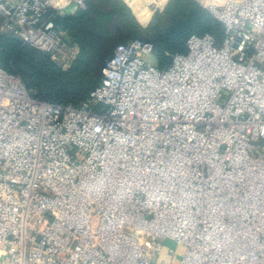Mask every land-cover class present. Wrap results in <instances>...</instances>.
I'll list each match as a JSON object with an SVG mask.
<instances>
[{
    "label": "built area",
    "instance_id": "1",
    "mask_svg": "<svg viewBox=\"0 0 264 264\" xmlns=\"http://www.w3.org/2000/svg\"><path fill=\"white\" fill-rule=\"evenodd\" d=\"M196 1L220 41L191 34L165 68L119 43L79 105L0 65V264H173L166 240L178 264H264V0ZM84 7L0 0V32L53 52Z\"/></svg>",
    "mask_w": 264,
    "mask_h": 264
},
{
    "label": "trees",
    "instance_id": "2",
    "mask_svg": "<svg viewBox=\"0 0 264 264\" xmlns=\"http://www.w3.org/2000/svg\"><path fill=\"white\" fill-rule=\"evenodd\" d=\"M164 13V28L158 31L156 38L121 33L118 12L106 10L102 0H85V7L78 8L75 13L56 15L59 30H66V37H72L80 46L79 59L91 56L97 63L95 73L61 70L50 60L51 53L23 44L8 32H0V65L18 74L34 97L79 105L99 83L101 67L119 43L134 38L153 42L158 67L165 68L172 54L186 51L185 42L191 34L210 33L219 41L223 38L222 23L196 0H168ZM110 23L119 34H112Z\"/></svg>",
    "mask_w": 264,
    "mask_h": 264
},
{
    "label": "rangeland",
    "instance_id": "3",
    "mask_svg": "<svg viewBox=\"0 0 264 264\" xmlns=\"http://www.w3.org/2000/svg\"><path fill=\"white\" fill-rule=\"evenodd\" d=\"M119 1L120 3H117L116 0H102V4L106 7V10L114 9L115 12H118L119 15L117 14V16L121 19L119 20L121 22V33L129 34V36L138 35L146 38H156L158 31L164 28V22L166 20L164 10L166 5L163 8L154 10L153 14H150V11L146 13L132 6V4L128 5L125 0ZM147 19L149 20L145 22ZM109 25H111L110 28L112 29L113 35L120 33L117 32L115 26L112 23ZM66 35V30H61V45L59 49H56L53 52L44 51L51 53L50 60L53 61L55 65L61 70H84V72L88 74L95 73L97 63L94 61V59L91 56L79 59V55L82 53L80 46L75 40H73L72 37H66ZM76 60L78 61L75 64ZM148 61L155 63L156 59L152 55L148 57ZM164 244L167 246H164L162 249L159 255V260H164L170 263V259L166 251L168 246H170L174 248L176 253L173 264H178L181 254L183 253L184 246L181 244H176L170 240H166Z\"/></svg>",
    "mask_w": 264,
    "mask_h": 264
},
{
    "label": "crops",
    "instance_id": "4",
    "mask_svg": "<svg viewBox=\"0 0 264 264\" xmlns=\"http://www.w3.org/2000/svg\"><path fill=\"white\" fill-rule=\"evenodd\" d=\"M136 2H133V5L136 7V8H139V9H142L143 8V2L144 0H135Z\"/></svg>",
    "mask_w": 264,
    "mask_h": 264
}]
</instances>
